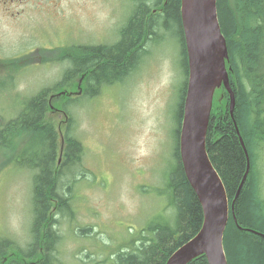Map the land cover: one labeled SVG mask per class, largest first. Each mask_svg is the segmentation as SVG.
Returning a JSON list of instances; mask_svg holds the SVG:
<instances>
[{
	"label": "trees",
	"instance_id": "16d2710c",
	"mask_svg": "<svg viewBox=\"0 0 264 264\" xmlns=\"http://www.w3.org/2000/svg\"><path fill=\"white\" fill-rule=\"evenodd\" d=\"M179 7L180 0H133L127 20L119 30V40L114 44L40 49L51 55L44 57L47 60L67 58L70 64L59 81L29 98L14 118L0 122V148L10 153L8 164L33 171L30 242L22 250L12 240L4 238L7 236H1L0 264H59L54 254L60 241L56 224L59 217L71 216L73 183L90 174L79 168L84 149L70 133L72 119L66 110L79 99L73 101L67 94L77 95L74 92L81 88L80 76H85L88 93L84 96L89 95V98L97 96L102 86L122 82L136 67L145 52L143 47L158 35V28L173 34L180 45L183 74L173 113L171 164L166 182L164 180L161 186L163 198L174 210L173 223L164 221L145 226L149 235L143 231L132 240V251L120 248L115 253L116 261L118 264H165L175 249L198 232L203 219L202 208L185 176L179 153L188 75ZM216 9L226 40V66L235 97L231 117L227 92L223 86L215 90L206 132L208 157L221 179L229 205L233 203L234 216L230 212L223 247L228 264H264V200L258 173V152L264 149V0H216ZM71 50L75 53L70 57ZM77 50H83L82 58L77 56ZM30 59L32 55H25L4 63L16 64ZM57 109H62L65 115L59 125L52 116ZM237 130L249 156V170L242 182L247 162ZM67 176L72 178L70 182H65ZM90 233L92 229L87 234ZM187 264H208V261L200 255Z\"/></svg>",
	"mask_w": 264,
	"mask_h": 264
},
{
	"label": "rangeland",
	"instance_id": "374dc122",
	"mask_svg": "<svg viewBox=\"0 0 264 264\" xmlns=\"http://www.w3.org/2000/svg\"><path fill=\"white\" fill-rule=\"evenodd\" d=\"M61 5L64 7L57 17L21 14L16 23L0 17V57L6 61L32 55L28 62H34L17 69L10 67V71L6 67L0 69L12 76L0 77L2 117H14L24 100L54 85L69 66L67 58L47 62L40 49L115 43L132 0H64ZM31 20L37 28L43 24L52 26L29 33L21 24ZM156 34L154 41L143 47L145 52L127 76L130 78L125 79L126 89L104 86L97 96L83 95L66 108L72 119L70 133L84 149L79 168L90 174L73 183L71 216L59 217L56 224L60 241L54 254L59 264H118L115 253L121 247L132 251L126 243L143 231L149 235L145 226L173 223L174 210L163 198L161 186L171 164L173 110L182 71L174 37L160 28ZM89 43L94 45H85ZM71 53L70 57L75 52ZM77 53L83 57V50ZM53 117L56 122L63 120L61 114ZM258 156L264 200V149ZM2 157L3 150L0 238L7 236L4 238L25 250L31 237L28 227L33 171L11 165L4 168ZM71 179L67 176L65 182ZM88 227L92 229L90 234Z\"/></svg>",
	"mask_w": 264,
	"mask_h": 264
},
{
	"label": "water",
	"instance_id": "95a60500",
	"mask_svg": "<svg viewBox=\"0 0 264 264\" xmlns=\"http://www.w3.org/2000/svg\"><path fill=\"white\" fill-rule=\"evenodd\" d=\"M181 19L189 79L181 123L180 159L185 176L201 204L203 220L200 230L177 248L165 264H187L201 254L206 256L208 264H227L222 241L229 204L205 144L213 93L221 84L229 95V113L233 115L234 94L225 68L226 42L217 20L216 0H181ZM237 135L247 162L242 182L249 170V156L238 130ZM239 189L240 185L235 198Z\"/></svg>",
	"mask_w": 264,
	"mask_h": 264
},
{
	"label": "flooded vegetation",
	"instance_id": "af4514ba",
	"mask_svg": "<svg viewBox=\"0 0 264 264\" xmlns=\"http://www.w3.org/2000/svg\"><path fill=\"white\" fill-rule=\"evenodd\" d=\"M58 1L60 0H0V13L3 14L1 17L13 19L24 12H53L58 9Z\"/></svg>",
	"mask_w": 264,
	"mask_h": 264
}]
</instances>
